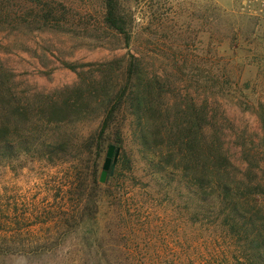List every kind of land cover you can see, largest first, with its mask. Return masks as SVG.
<instances>
[{"label":"rangeland","instance_id":"rangeland-1","mask_svg":"<svg viewBox=\"0 0 264 264\" xmlns=\"http://www.w3.org/2000/svg\"><path fill=\"white\" fill-rule=\"evenodd\" d=\"M122 3L130 45L105 23L104 0H16L31 14L0 28V80L27 110L23 129L41 102H50L43 116L71 118L45 123L51 154L31 158L24 142L17 160L0 165V264H234L213 217L191 208L182 137L187 111L196 133L206 108L221 120L232 160L256 166L264 0ZM45 4L77 16L44 26L34 10ZM130 53L151 78L144 124L127 102L101 131L110 98L131 96L138 83L126 72ZM111 144L120 153L101 182Z\"/></svg>","mask_w":264,"mask_h":264},{"label":"trees","instance_id":"trees-1","mask_svg":"<svg viewBox=\"0 0 264 264\" xmlns=\"http://www.w3.org/2000/svg\"><path fill=\"white\" fill-rule=\"evenodd\" d=\"M15 1L0 0V28L5 24L23 22V15L31 14L32 11H23V5L14 4ZM122 4V0H104V21L108 27L123 35L130 45L132 25ZM34 11L36 21L44 26H58L77 16L76 11L63 4L59 7L45 4ZM130 55L132 59L126 72L130 81L137 80L138 83L133 86L131 96L126 95L123 89L110 98L107 103L109 112L101 131L116 120L114 113H118L127 102L134 105L136 112L140 113L139 122L144 124L143 115L150 96L147 87L151 78L145 71L144 62L133 53ZM16 94L9 84L0 80V165L17 160L23 154L24 142L31 158L37 154L42 158L51 154L48 151L50 143L46 142L45 123L71 120L43 116L50 102H41L33 106V115L26 117L27 127L23 129V115L27 114V110H23V102L17 100ZM188 111L186 116L189 120H186V131L182 137L185 150L181 152L184 164L181 170L186 179L190 206L194 208L196 203L201 207L196 216L202 214L204 219L213 217L214 225L234 248V264H264V148L256 151V166L248 162L236 164L226 146V134L219 126L221 120L204 108L201 115L198 114L195 133ZM164 164L165 167L169 165L167 162ZM175 165L171 168L180 170L179 164Z\"/></svg>","mask_w":264,"mask_h":264},{"label":"water","instance_id":"water-1","mask_svg":"<svg viewBox=\"0 0 264 264\" xmlns=\"http://www.w3.org/2000/svg\"><path fill=\"white\" fill-rule=\"evenodd\" d=\"M119 153H120V149L116 148L115 145L111 144L108 147V151L103 164V169L100 175L101 182H106L109 173L112 174L114 172Z\"/></svg>","mask_w":264,"mask_h":264}]
</instances>
